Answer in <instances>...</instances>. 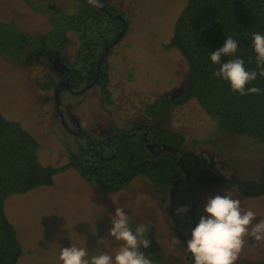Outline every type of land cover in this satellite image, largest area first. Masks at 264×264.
Wrapping results in <instances>:
<instances>
[{
  "label": "rangeland",
  "instance_id": "rangeland-1",
  "mask_svg": "<svg viewBox=\"0 0 264 264\" xmlns=\"http://www.w3.org/2000/svg\"><path fill=\"white\" fill-rule=\"evenodd\" d=\"M106 2L123 12L127 22L124 37L106 59L112 102L106 103L98 85L86 88L81 78L69 86L49 88L58 75L51 70L46 51L30 54L26 48L10 57L0 52L1 113L37 139L38 160L54 167L65 164L69 152L80 149L75 135L78 127L93 138L113 128L140 124L176 130L185 138L182 149L194 193L195 220L205 198L224 191L239 199L243 210L264 219V196L248 198L236 189L238 182L256 181L260 176L262 145L258 140L223 131L195 99L170 108L163 119L143 113L157 98L172 99L184 89L187 62L179 50L165 44L186 0ZM78 8L77 0H0V23H12L24 36H41L58 14H73ZM66 35L69 41L62 54L72 63L78 35L73 31ZM165 154L176 156L171 150ZM175 174L172 186H155L153 179L137 175L120 191L107 193L70 168L56 174L51 186L9 194L4 209L22 248L16 264H61L59 249L69 246L85 247L95 255L114 254L121 242L109 236L108 230L116 207L128 213L133 230L137 225L155 227L164 252L158 264L187 263L185 257L190 256L185 245L172 233L181 228L187 236L192 225L189 188L179 164ZM159 178L156 181L161 184ZM181 206L189 210L178 213ZM236 264H264V241L247 237Z\"/></svg>",
  "mask_w": 264,
  "mask_h": 264
},
{
  "label": "trees",
  "instance_id": "trees-1",
  "mask_svg": "<svg viewBox=\"0 0 264 264\" xmlns=\"http://www.w3.org/2000/svg\"><path fill=\"white\" fill-rule=\"evenodd\" d=\"M106 10L79 1L76 13L58 14L52 20L50 30L38 37L24 36L12 23H0V52L10 57L26 44L36 49L48 46L61 50L68 43L66 32L73 31L78 35L74 67L87 84L93 83L99 72L98 86L106 103L110 104L106 63L110 50L100 65L98 61L106 46L116 38L120 40L125 26L120 15L123 12ZM254 32L264 34V0H186L175 21L172 37L165 44L166 48L179 50L187 62L184 89L172 99L157 98L143 110L148 118L159 120L170 108L195 99L223 131L258 140L262 145L260 176L256 181L236 184L240 194L248 198L264 196V76L258 75L248 85L261 89L259 94L240 95L230 90L226 81L212 75L218 66L210 63L209 52L221 47L224 39L231 36L240 42L237 55L245 61L247 69L253 70L256 67L251 44ZM52 86L50 83L49 88ZM77 139L80 149L69 152L65 164L57 167L42 165L37 156L40 146L37 139L19 122L7 119L0 111V264H16L22 255L16 230L4 209L9 194L51 186L56 174L70 168L97 190L118 192L137 175L153 180L160 174L172 175L176 162L162 153V147L171 148L177 158H182L185 141L184 135L176 130L150 125L114 128L97 138L84 131ZM144 228V236L151 243L149 248L141 251L152 259L153 264H158L164 253L155 227L147 225Z\"/></svg>",
  "mask_w": 264,
  "mask_h": 264
},
{
  "label": "clouds",
  "instance_id": "clouds-1",
  "mask_svg": "<svg viewBox=\"0 0 264 264\" xmlns=\"http://www.w3.org/2000/svg\"><path fill=\"white\" fill-rule=\"evenodd\" d=\"M90 2L94 3L95 0ZM251 44L256 60L253 70L247 69L245 61L237 55L240 42L231 36L224 39L221 47L209 52L210 63L218 66L212 75L226 81L230 90L240 95L259 94L262 91L248 85L258 75L264 76V34L252 33ZM188 210L187 206H181L176 211L183 214ZM109 220V236L121 242L114 254L105 251L95 255L85 247L69 246L59 249L61 264H153L152 259L141 251L149 248L151 243L144 236L146 229L137 225L133 230L129 225L128 213L119 207L110 214ZM187 236L184 250L191 257V264H236L247 237L257 242L264 241V219H257V214L252 210H243L240 200L224 191L205 198Z\"/></svg>",
  "mask_w": 264,
  "mask_h": 264
},
{
  "label": "flooded vegetation",
  "instance_id": "flooded-vegetation-1",
  "mask_svg": "<svg viewBox=\"0 0 264 264\" xmlns=\"http://www.w3.org/2000/svg\"><path fill=\"white\" fill-rule=\"evenodd\" d=\"M78 1V4H79V1H82V2H85V3H88V4H90V5H92L93 7H97V8H99L100 10H102V11H107L106 10V8H110V9H114L113 7H110V5L106 2V0H97L96 1V3H90L89 1H86V0H77ZM114 10H117V9H114ZM121 12V11H120ZM120 14V13H119ZM122 17V22H123V25L125 26V28H124V34H122V37L120 38V40H118L117 41V43H119L121 40H122V38L124 37V35H125V32H126V26H127V22H125L126 21V19H125V15H124V13L123 14H120ZM42 36V35H41ZM28 37H31V36H28ZM35 37H38V36H35ZM69 41V40H68ZM116 44V43H115ZM114 44V45H115ZM67 45H68V43H67ZM66 45V46H67ZM114 45L109 49L110 50V52L108 53V56H110L111 55V53H112V48L114 47ZM65 46V47H66ZM64 47V48H65ZM27 48V50H28V52H30V54H32V53H43V52H45V55H46V59H47V61L50 63V65H51V70L54 72V73H56L58 76H54L53 77V75H52V77H53V82H52V87H51V89H54V90H56L60 85H65V86H69L70 85V82L71 81H77L79 78H81V80L85 83V85H86V88H89V87H92V86H94V85H98V76H99V72L97 71V74H96V78L94 79V82L93 83H91V84H87L85 81H84V79H83V77H82V75H81V73H80V71L78 70V68H76V67H74V65H73V61H72V63H70L71 61L70 60H68V62H67V60H66V58L63 56V54H62V49L61 50H57V49H55V48H50V47H48L47 46V48H42V47H40L39 49H36V48H31L29 45H23L22 46V48L20 49V50H23V49H26ZM63 48V49H64ZM107 55V54H106ZM75 56V55H74ZM107 56V57H108ZM73 59H74V57H73ZM55 60H57V61H55ZM102 63V62H101ZM100 63V64H101ZM100 64H98V65H100ZM56 68L58 69H60V70H62V71H58V70H56ZM100 88V87H99ZM101 93V92H100ZM140 125H143V124H140ZM137 128V127H136ZM114 129V128H113ZM112 130V129H111ZM110 130V131H111ZM82 132H84V130L83 129H81V128H77V131L75 132V135H76V137L80 134V133H82ZM85 132H87V131H85ZM88 133V132H87ZM167 150H171V151H174V150H172L171 148H169V149H166V150H162V153H165ZM183 150V149H182ZM175 152V151H174ZM160 154H158L157 156H159ZM173 159H174V161L176 162V168H175V171L173 172V174L171 175H166V176H164V175H162V174H160V175H158L157 177H159L160 176V181H161V184L160 183H158V181H156V179L153 181L154 182V184H155V186L156 185H158V186H166L168 183L170 184L169 186H172L173 185V181L175 180V173H176V169H177V165L179 164L180 166H181V168L184 170V173H185V176H186V178H187V183H188V176H187V173H186V171H185V169H187L186 168V164L184 163V166H185V169H184V167H183V163L182 162H184V157H183V155H182V158H177L176 156L175 157H172ZM176 158H177V160H176ZM187 172H188V170H187ZM188 175H189V177H190V174H189V172H188ZM156 177V178H157ZM191 180V179H190ZM160 184V185H159ZM175 184H178V181H175ZM192 184V183H191ZM189 187V186H188ZM189 190V189H188ZM193 195H194V193H193ZM189 197H190V195H189ZM194 209V208H193ZM190 212H191V219H192V224H193V214H194V211H193V214H192V207H191V204H190ZM195 217V216H194ZM175 236L176 237V239H179L180 241H181V243L183 244V245H185V243H184V241L187 239V236L185 235V232L181 229V228H176L175 230H174V233H172V236ZM161 245V244H160ZM162 247V246H161ZM164 253V252H163ZM187 255V254H186ZM163 258H164V255H163ZM191 257H188V256H186L185 257V259H186V262L187 263H183V264H191V259H190ZM163 260V259H162ZM185 261V260H184ZM161 262V261H160ZM159 262V263H160ZM179 263H181V261L180 260H178L177 261V264H179Z\"/></svg>",
  "mask_w": 264,
  "mask_h": 264
},
{
  "label": "water",
  "instance_id": "water-1",
  "mask_svg": "<svg viewBox=\"0 0 264 264\" xmlns=\"http://www.w3.org/2000/svg\"><path fill=\"white\" fill-rule=\"evenodd\" d=\"M118 39L119 38L114 39L108 46H106L104 48V51L101 54V57H100V59L98 61V64H100L103 61V59L106 56V54L108 53L109 49L118 41ZM55 61H57V60H55ZM56 70L62 71L59 68L58 69L56 68ZM166 149H169V148L168 147H162V150H166ZM182 163H183V167L185 169L184 162H182ZM185 171H186L187 176H188V186H189L188 188H189V195H190V204H191V207H192V214H193V211H194V209H193L194 208L193 189H192V184H191V180H190V177L188 175L187 169H185ZM194 223H195V217H194V214H193V224Z\"/></svg>",
  "mask_w": 264,
  "mask_h": 264
},
{
  "label": "crops",
  "instance_id": "crops-1",
  "mask_svg": "<svg viewBox=\"0 0 264 264\" xmlns=\"http://www.w3.org/2000/svg\"><path fill=\"white\" fill-rule=\"evenodd\" d=\"M258 198V197H257Z\"/></svg>",
  "mask_w": 264,
  "mask_h": 264
}]
</instances>
